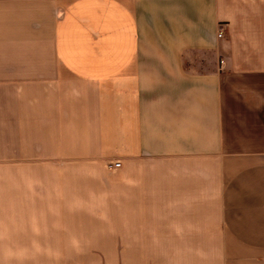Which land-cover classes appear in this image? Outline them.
<instances>
[{
  "label": "crops",
  "instance_id": "1",
  "mask_svg": "<svg viewBox=\"0 0 264 264\" xmlns=\"http://www.w3.org/2000/svg\"><path fill=\"white\" fill-rule=\"evenodd\" d=\"M259 79L264 0H0V264H264Z\"/></svg>",
  "mask_w": 264,
  "mask_h": 264
},
{
  "label": "rangeland",
  "instance_id": "2",
  "mask_svg": "<svg viewBox=\"0 0 264 264\" xmlns=\"http://www.w3.org/2000/svg\"><path fill=\"white\" fill-rule=\"evenodd\" d=\"M244 92H251V90H255L258 93L264 94V79H259L258 82H255V85L251 86H243ZM262 121H264V117H262Z\"/></svg>",
  "mask_w": 264,
  "mask_h": 264
},
{
  "label": "built area",
  "instance_id": "3",
  "mask_svg": "<svg viewBox=\"0 0 264 264\" xmlns=\"http://www.w3.org/2000/svg\"><path fill=\"white\" fill-rule=\"evenodd\" d=\"M219 30H220V33H219L218 37L220 38L221 35H222V32H221L222 30H221V28H220ZM110 165H111V167L113 168V170H117V169L120 167V164H118V163H116V162H113V163H111Z\"/></svg>",
  "mask_w": 264,
  "mask_h": 264
}]
</instances>
